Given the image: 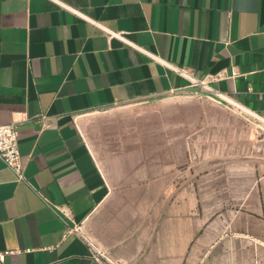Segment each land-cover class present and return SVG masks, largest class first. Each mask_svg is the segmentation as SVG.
Returning a JSON list of instances; mask_svg holds the SVG:
<instances>
[{"label": "crops", "instance_id": "0c3cea01", "mask_svg": "<svg viewBox=\"0 0 264 264\" xmlns=\"http://www.w3.org/2000/svg\"><path fill=\"white\" fill-rule=\"evenodd\" d=\"M179 95L264 120V0H0V125L17 126L25 162L18 181L0 158V264H109L66 235L75 224L124 264L264 258L260 218L228 221L214 241L193 232L175 250V208L150 217L147 190L117 188L90 147L95 116ZM199 237L204 252L190 246Z\"/></svg>", "mask_w": 264, "mask_h": 264}, {"label": "rangeland", "instance_id": "374dc122", "mask_svg": "<svg viewBox=\"0 0 264 264\" xmlns=\"http://www.w3.org/2000/svg\"><path fill=\"white\" fill-rule=\"evenodd\" d=\"M134 106L95 116L84 134L101 163L114 166L117 188L147 190L141 202L147 201L150 217L167 218L175 208L180 222L175 223V250L182 253L193 232L198 237L205 229L214 241L228 221L264 219L263 119L221 100L191 95ZM80 226L109 264H124ZM242 230L250 231L234 226L228 232ZM208 245L199 237L190 246L204 252ZM248 255L245 251L237 263L264 264V258ZM193 261L197 264L199 257Z\"/></svg>", "mask_w": 264, "mask_h": 264}, {"label": "built area", "instance_id": "2783aa9c", "mask_svg": "<svg viewBox=\"0 0 264 264\" xmlns=\"http://www.w3.org/2000/svg\"><path fill=\"white\" fill-rule=\"evenodd\" d=\"M74 11L76 12V10ZM104 29L109 34L110 38L121 36L119 33H116L112 30H109L107 28H104ZM224 100L229 101V99H226V98ZM229 102H231L232 105L239 106V108L242 107L234 103L233 101H229ZM40 121L43 123L44 126H47L45 114H41ZM0 158L15 173L18 181L25 180V174H24L25 162L22 159V154H21V150L19 147V131L17 129V126L14 124L0 125ZM54 207L57 209H61L63 211V208L59 205H54ZM70 233L79 234L83 236L85 240H87V238L81 232V226L78 224L68 227L66 235ZM87 242L92 246L91 242H89L88 240ZM96 253L101 255V253L98 250H96ZM3 258H4V255L0 254V262L3 261Z\"/></svg>", "mask_w": 264, "mask_h": 264}]
</instances>
